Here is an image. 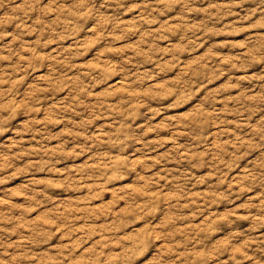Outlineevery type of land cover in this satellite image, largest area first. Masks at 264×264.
<instances>
[{"label": "clouds", "instance_id": "9594fccd", "mask_svg": "<svg viewBox=\"0 0 264 264\" xmlns=\"http://www.w3.org/2000/svg\"><path fill=\"white\" fill-rule=\"evenodd\" d=\"M0 264H264V0H0Z\"/></svg>", "mask_w": 264, "mask_h": 264}]
</instances>
